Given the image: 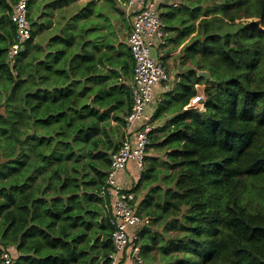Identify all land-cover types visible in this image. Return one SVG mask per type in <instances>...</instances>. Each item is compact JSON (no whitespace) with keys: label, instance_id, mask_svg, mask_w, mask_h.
<instances>
[{"label":"trees","instance_id":"obj_1","mask_svg":"<svg viewBox=\"0 0 264 264\" xmlns=\"http://www.w3.org/2000/svg\"><path fill=\"white\" fill-rule=\"evenodd\" d=\"M17 1L0 0V81L12 88L8 97L0 86V255L14 246L12 264H111L108 200L99 193L119 146L99 127L103 97L91 101L80 81L75 91L73 68L62 88L26 92L25 52L7 60ZM165 12L166 26L187 27L175 41L196 32L185 50L210 79L205 110L176 116L164 142L173 187L154 188L142 203L144 264H264V0H181ZM182 94L181 107L195 88ZM149 165L132 192L151 178Z\"/></svg>","mask_w":264,"mask_h":264},{"label":"crops","instance_id":"obj_2","mask_svg":"<svg viewBox=\"0 0 264 264\" xmlns=\"http://www.w3.org/2000/svg\"><path fill=\"white\" fill-rule=\"evenodd\" d=\"M116 6L118 10L114 11L112 0H27L28 19L34 35L25 52L24 80L26 92L29 85H32L34 92L52 91L54 88L60 89L59 83L64 79L63 73L73 68L71 80L75 91L84 87L81 85H85L88 86L91 101L96 96L103 97L101 105L104 107H101L100 114L105 113L107 118L99 127L106 124V130L111 135L108 137L118 147L125 136L123 122L131 109L130 86L134 62L128 48L131 20L118 4ZM171 8L169 5L163 6L162 14ZM136 9L137 6H133V10ZM120 16L121 19H117ZM107 18L110 20V26L106 22ZM180 26L176 23L168 27L163 23L162 35L151 39L152 57L160 59L174 78L169 87H165L163 83L153 87V100L145 110L153 123L152 145L147 149L145 166L149 164L153 166L151 178L145 180V186L135 193V211L141 216L144 215L141 206L146 196L154 188L165 190L171 186L169 177L174 175L175 169L171 168L172 165L168 161L170 149L164 142L175 130L174 118L187 109L188 104L181 107L184 100L183 89L193 87L198 94L204 92L208 86L206 80L209 79L203 77L205 79L203 80L198 76V72L203 70L195 63L198 59L192 57L193 54L191 56L183 54L196 32L183 35L182 40L175 41L180 39L183 31ZM197 27L198 20L194 22L195 31ZM114 60L115 66H112ZM85 65L90 69L81 77L82 67ZM58 71H61V74ZM79 81L80 86L76 84ZM126 90L129 92L130 105ZM117 97L120 104L115 100ZM105 139L106 136H103V140ZM142 173V169L135 161H129L126 168L116 174L115 181L118 185L133 187ZM107 200L106 206H102L104 217L111 215L112 200L109 198ZM144 219L146 220L142 227L146 224L149 227V219ZM160 222L152 227L155 234L163 230ZM133 229L134 227L129 228ZM102 250L104 248L101 238L98 241L97 252ZM13 255L17 256L15 252ZM122 260H124L122 264H132L125 256Z\"/></svg>","mask_w":264,"mask_h":264},{"label":"built area","instance_id":"obj_3","mask_svg":"<svg viewBox=\"0 0 264 264\" xmlns=\"http://www.w3.org/2000/svg\"><path fill=\"white\" fill-rule=\"evenodd\" d=\"M181 0H118V6L131 20L128 35V48L134 62L131 78L132 106L125 117V136L118 149L110 156L105 184L99 196L112 200L109 224L112 228L110 255L111 264H122V257H127L132 264H144L141 256L139 234L145 220L135 211V193L130 186L118 185L115 176L126 168L129 161H135L140 169L145 168V156L151 143L153 123L145 113L146 107L153 100V87L163 83L169 87L174 76L170 74L160 59L151 55L154 37L162 35V7L177 8ZM137 6L133 10V6ZM11 20L15 24L14 43L7 53V60L13 62L21 53L26 52L27 43L32 37V27L28 19L27 0H18L13 5ZM206 96L199 92L187 105L203 112ZM134 227L133 230H129ZM14 246H9L0 255V264H12ZM121 256V259H120Z\"/></svg>","mask_w":264,"mask_h":264},{"label":"rangeland","instance_id":"obj_4","mask_svg":"<svg viewBox=\"0 0 264 264\" xmlns=\"http://www.w3.org/2000/svg\"><path fill=\"white\" fill-rule=\"evenodd\" d=\"M112 1H113V0H112ZM115 1H117V0H114V1H113V3H114V7H112V9H113L114 11H115V9H117V6H116V5L118 4V3L115 4V3H116ZM117 10H118V9H117ZM208 15H209V14H208ZM119 18L121 19V16L118 17L117 19H119ZM106 22H107V24L110 26V20H109L108 18H107ZM182 29H183V30H186L187 27L182 25ZM262 30H264V27H262ZM183 54H184V55H190V56H191V55H192V52L184 51ZM170 74H171V73H170ZM171 75L174 76L173 74H171ZM1 77H2V76H1ZM0 86H1L3 89L6 88V89H4V90H5V93H6V94L8 95V97H9V96H10V95H9V92L12 91L11 85H8L6 82H3V80H1V81H0ZM7 87H8V88H7ZM2 95H3V93H2ZM171 187H173V185H171L170 188H171ZM157 257H158V255H157ZM157 257H155L156 261L159 260V258H157Z\"/></svg>","mask_w":264,"mask_h":264},{"label":"water","instance_id":"obj_5","mask_svg":"<svg viewBox=\"0 0 264 264\" xmlns=\"http://www.w3.org/2000/svg\"><path fill=\"white\" fill-rule=\"evenodd\" d=\"M198 76L199 77H206L207 79H210L209 73L207 71H204V70L198 72Z\"/></svg>","mask_w":264,"mask_h":264}]
</instances>
